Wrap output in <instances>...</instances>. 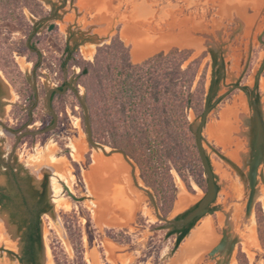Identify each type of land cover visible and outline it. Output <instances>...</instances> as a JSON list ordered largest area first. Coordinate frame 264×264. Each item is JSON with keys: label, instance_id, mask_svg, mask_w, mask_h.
<instances>
[{"label": "rangeland", "instance_id": "1", "mask_svg": "<svg viewBox=\"0 0 264 264\" xmlns=\"http://www.w3.org/2000/svg\"><path fill=\"white\" fill-rule=\"evenodd\" d=\"M17 11L21 15L19 19L0 15V120L9 129L20 128L28 119L30 105L25 99L32 91L34 74L44 91L61 80L64 72L60 63L68 41L88 60L94 59L97 47L110 41L115 34H120L130 46L136 62L172 47L190 48L194 57L204 55L201 73L206 71L208 91L213 79V45L220 48L218 61L225 64L224 72L219 71L221 80L213 97V101L219 98L221 101L209 114L203 132L219 193L213 211L196 222L177 249V235L170 233L173 226L158 218L152 198L142 188L149 186L143 181L137 165L138 181L134 178L131 162H128L130 169L121 173L118 179L126 187L129 185V203L114 201L105 189L106 184L101 182V175L93 163L95 151L100 152L101 160L105 155L102 148L90 143L86 131L85 110L81 104L86 90L76 79L81 67L72 65L68 69L70 77L78 84L80 98L66 97L67 110L61 108L58 130L49 135L26 136L11 160L13 170L20 176L29 177L38 188L48 175L49 190L53 188L57 194L54 210L42 216V263L55 264L54 251L60 250L74 259V247L67 228L73 226L82 232L86 264H239L240 252L246 254L250 264H264V248L258 236L257 222L258 211L264 214V200L259 198L260 192L264 194V161L257 172L254 201L249 211L250 180L241 177L231 164L244 170L242 159L238 162L230 155L237 148L238 139L235 137L224 145L212 135V127L222 121L223 114L235 102L240 104L241 96L246 101L243 114H249L246 94L242 88L234 87L236 84L258 86L264 126V70L261 72L264 45L260 40L264 33V0H37V4L23 5ZM52 14L53 18L40 23L32 41L39 50L37 54L27 46L28 39L34 34L35 22ZM52 23L54 27L50 29ZM88 50H94L92 58L87 55ZM38 114L35 127H40L41 120L46 117L41 110ZM189 116L193 123L200 119L193 110ZM234 125H241L243 131L237 136L241 137L244 150H247V123L240 120ZM17 139L18 134L0 125V156L5 161ZM73 144L83 147L78 156L73 155ZM107 146L111 150L115 148ZM53 156L58 160H52ZM66 165L69 168L68 182L59 176ZM223 172L228 177L223 176ZM173 174L177 194L167 215L169 218H175L196 205L208 187L204 171H199L198 179L191 177L189 183L175 169ZM10 178L9 169L1 166L0 185L7 186ZM56 178L58 189L54 186ZM236 178L242 181V195L238 192ZM61 180L67 182L77 196L86 198L82 201L73 199ZM59 198H64V203L59 204ZM107 205L114 208L111 214L105 210ZM207 222L211 223V231L215 233L212 232V236H219V239L213 245L204 242L198 248L190 247L195 233L205 234ZM253 226L255 232L248 229H254ZM110 229H115L116 235L126 240L109 236ZM225 232L229 239L227 247L212 255L211 250ZM202 239L206 241L207 235ZM231 242L235 244L232 254L229 252ZM22 248L18 225L0 205V264H21L18 255Z\"/></svg>", "mask_w": 264, "mask_h": 264}, {"label": "trees", "instance_id": "2", "mask_svg": "<svg viewBox=\"0 0 264 264\" xmlns=\"http://www.w3.org/2000/svg\"><path fill=\"white\" fill-rule=\"evenodd\" d=\"M33 4H37V0H0V15L19 19L18 8ZM261 42L264 45V34ZM193 53L190 48L172 47L136 62L130 46L120 34H115L97 47L92 60L84 58L79 48L68 41L60 63L62 69H70L72 65L81 67L76 79L86 90L84 102L89 110L94 140L124 150L133 159L164 216L170 212L177 194L173 169L186 183L191 177L198 179L199 171H204L189 113L193 110L197 118L203 115L208 97L207 75L205 70L201 73L204 55L194 57ZM219 71L218 61L214 72L218 84ZM84 118L86 124V114ZM203 139L205 141L204 136ZM9 171L8 185H0V205L10 213L21 232L23 248L18 255L19 262L43 264L42 216L54 210L49 196V176H45L38 188L13 167ZM183 213L175 218H182ZM257 222L264 248L261 211L257 213ZM195 224L173 227L170 233L177 235L175 249ZM67 228L75 256L72 260L63 250L54 251L55 264H86L81 230L73 226ZM108 234L126 240L117 236L115 229L108 230ZM238 260L239 264H250L244 252H240Z\"/></svg>", "mask_w": 264, "mask_h": 264}, {"label": "water", "instance_id": "3", "mask_svg": "<svg viewBox=\"0 0 264 264\" xmlns=\"http://www.w3.org/2000/svg\"><path fill=\"white\" fill-rule=\"evenodd\" d=\"M53 17H54V14L37 20L34 24V27L36 28V24L39 23L40 21L51 19ZM53 27H54V24L52 23L50 26V29H52ZM263 34L260 38L261 41L263 38ZM211 51L213 54V79L211 82L210 90L208 91L207 102L205 105L203 115L198 121L193 123V129H194L195 134H196V141H197L198 149L200 152V157H201L202 164L204 167V171H205L207 181H208V187H207L205 196L196 205H194L192 208H190L189 210L184 212L182 218H169L168 216H164L163 214H161L154 192L147 186L142 187L146 192H148V194L152 198V201H153V204L155 206L156 214H157L158 218L160 220L164 221L167 225H171L173 227L175 226V227L180 228V227L186 226L192 222H197L203 216H205L209 212H212L213 211V204H214L215 200L217 199V196L219 193V185L217 183L216 173L214 172L213 165L211 163V159L209 157V154L205 148V142L203 139V132H204V128L207 124L208 116L211 113V111L213 110L214 106L218 103V100H220V98H219L215 102H213V103L211 102L213 100V97L215 96L216 92L218 91V88H219L218 83L215 82L214 72H215L216 64L218 62V54L220 52V48L216 45H213L211 48ZM219 65H220L221 72L223 73L224 72L223 65L220 62H219ZM263 70H264V63L262 65L261 72ZM1 83L2 82L0 80V84ZM234 87L242 88L243 90H245L244 86H242L241 84H236V85H234ZM52 90H54V89H52ZM52 90L50 91V94H51ZM245 93L247 94V97L250 101L249 94L246 90H245ZM50 94H49V100L51 99ZM82 104L84 106L85 114H86V124H87V128H88V132H87L88 133V139H89L90 143L93 144L94 146H97V147L105 150L107 145L94 140L93 135H92V130H91L89 110H88L87 105L84 101H82ZM0 122H3V121L0 120ZM248 125L252 127V124L250 122L248 123ZM24 133H33V132L32 131H25ZM247 135L249 137V142L251 144L254 143L253 144V146H254L255 140H254L253 135H250L249 133H247ZM20 137L21 136L18 137V139H17V141L13 147L12 154L9 158L8 163H6L0 156V161L3 163V166L5 168H8L10 165V160H11L12 156L14 155V153L18 147V144L20 142ZM113 151L121 152L124 155V157L129 162H131V164L133 165L134 178L136 181H138L136 174H135L136 164L134 163L133 159L124 150L114 148ZM263 161H264V126H263V130L261 131V135L258 138L257 148L254 150L251 147V150L249 151V153L243 155V161H242L243 162V168H246L247 165L251 164V170L248 172L250 185L252 187V191H251L250 198L248 201V210L249 211H251L253 201H254L255 184L257 181V172H258L259 166L262 164ZM231 164L234 166V168L237 170V172L241 175V177L246 179V175L243 172V169L238 167L237 165H235L233 163H231ZM62 184H63V187L65 188V190L67 191L68 195L71 196L73 199L78 200V201H82L86 198L85 196H77L66 182H62ZM54 195H55L54 189L51 188L49 190V196H50L52 203H54V201H55ZM228 243H229L228 235L225 232L223 234V237L219 241V243L211 250L210 253L212 255H214L220 251L225 250ZM234 246H235L234 242H231L229 245V252L231 254L233 252ZM43 253H44V245H43V250H42L41 256Z\"/></svg>", "mask_w": 264, "mask_h": 264}, {"label": "flooded vegetation", "instance_id": "4", "mask_svg": "<svg viewBox=\"0 0 264 264\" xmlns=\"http://www.w3.org/2000/svg\"><path fill=\"white\" fill-rule=\"evenodd\" d=\"M42 22L43 21H40L39 23H37L36 28L33 27L34 34L30 35L28 42H27V46L30 49H32L33 52L37 54H39V50L36 46L32 44V41L34 39L35 34L38 33L37 25ZM36 65L38 66L39 64H36ZM63 72L64 73H63L61 80L58 83H54V86L47 88L46 91H44V89H42L39 86L37 82V77L34 74V85H33L32 91L27 94L26 99H25L26 102L30 105L28 108V119L20 126V128H17V129H9L8 126L4 122H0V125L4 126V128L7 131H11L15 134H18V137L21 136L20 141L24 139L26 136L38 137L42 135H49L51 133L56 132L61 123L60 122V115L62 114L61 108L64 107V109L67 110V108L65 107L66 97L74 96L76 98H80V91L78 89V84L75 82V80L72 77H70L67 68L66 69L64 68ZM35 73H36V70H35ZM245 86H248L244 89L248 92L249 97H250V101H249L247 94L245 93L246 98H247V104L250 110L249 114L244 116L245 118L244 121L247 123L245 131L246 133L253 135L254 140H255V145L253 146L254 143L251 144L249 142V148L243 151L242 155L249 153V151L251 150V147L254 150L257 148L258 138L260 137L261 131L263 130L262 116L259 110L260 95L258 92V86H250V85H245ZM51 90L52 92L50 94ZM49 94L51 96L50 100H49ZM39 110L43 111L46 117L43 118V120H41L40 127H35V125L38 124V121H36L35 117L40 116L38 114ZM249 122L252 124V127L248 125ZM25 131H32L33 133H24ZM246 137L249 140V137L247 134H246ZM9 158L7 161H5L3 158L2 159L6 163H8ZM241 159L243 161V157ZM11 160H10V165L7 169L11 167ZM1 166H3V163L0 161V167ZM250 170H251V164L247 165V167L244 168L243 170L247 179H249L248 172Z\"/></svg>", "mask_w": 264, "mask_h": 264}, {"label": "bare ground", "instance_id": "5", "mask_svg": "<svg viewBox=\"0 0 264 264\" xmlns=\"http://www.w3.org/2000/svg\"><path fill=\"white\" fill-rule=\"evenodd\" d=\"M144 51H148V49L144 48ZM93 53H94V50H92V51L88 50L87 51V55L89 56V58H92ZM245 108H246L245 97L241 96L240 104L238 105L235 102L233 107L229 108L223 114L222 121L219 122L217 125L212 127V135L214 137H216L224 145H227L230 142H232L235 137L238 139L237 148L233 152L230 153L231 157L238 162H240L241 158L243 157L242 152L245 150H244V144L242 143V141L240 139L241 137L239 138L237 136V133L239 132L241 134L243 129L240 127L241 125L239 127L235 126L234 122H239L240 120H245V118H244L245 115L243 114V109H245ZM82 148L83 147L81 145L73 144V148H72L73 155L78 156L81 153V151L83 150ZM102 151L104 152L105 157L102 158V160H101L100 156H99L100 152L98 154L95 151L94 162H93L95 164V167L98 169V171L101 175L100 180L103 184H106L104 187L107 190V192L113 197L114 201H120L122 203L127 204L130 202L129 201L130 198L128 197L129 185H128V187H126L122 183V181L120 183V180H118V179H119V176L121 175V173H123L125 170L130 169L128 167L129 161L124 157V155L121 152L113 151L108 146L106 147L105 150L102 149ZM52 160L56 161V160H58V158L56 156H53ZM67 167L68 166L66 165L65 170L62 171L61 173H59V176H60V178L65 179L68 182L69 178L67 176V172L69 171V168H67ZM217 169L220 170L219 165H217ZM108 175L110 178H107ZM223 176L228 177V174L226 172H223ZM103 181H106V182L104 183ZM235 181H236V184H238V188H237L238 192L240 195H242L243 194L242 181L239 178H236ZM61 182H65V181L61 180ZM54 186L56 189H58V187H59V181L57 180V178L54 180ZM55 195H57V194H55ZM111 196H110V198H111ZM259 198L261 200H264L263 192H260ZM58 202H59V204L64 203V198H59ZM105 210H107V212H109L111 214L114 211V208H112L111 205H107ZM252 218H254V216H252ZM253 227H254V229H252V228H248V229L255 232V226H253ZM204 232H205V234H203V232L202 233L200 232L197 234L195 233L196 237H194L195 235L193 236L195 239L192 238L193 241L191 240L192 242H191L190 247L198 248L199 246L204 244V242L207 245H213L219 239V236H215V237L212 236L211 233L212 232L214 233V231H211V223L210 222L206 223ZM203 235H205V236L207 235L206 241H205V239H202ZM211 236H212V238H211ZM255 236H256V234H255Z\"/></svg>", "mask_w": 264, "mask_h": 264}]
</instances>
